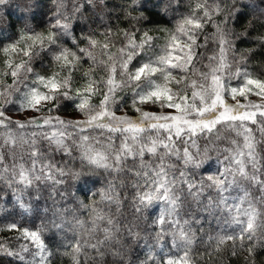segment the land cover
Returning <instances> with one entry per match:
<instances>
[{"label": "clouds", "instance_id": "clouds-1", "mask_svg": "<svg viewBox=\"0 0 264 264\" xmlns=\"http://www.w3.org/2000/svg\"><path fill=\"white\" fill-rule=\"evenodd\" d=\"M0 264H264V0H0Z\"/></svg>", "mask_w": 264, "mask_h": 264}]
</instances>
